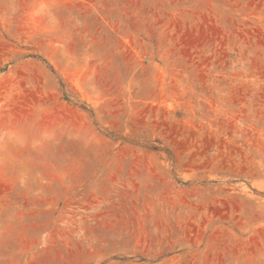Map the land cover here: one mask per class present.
Listing matches in <instances>:
<instances>
[{
  "label": "rangeland",
  "instance_id": "1",
  "mask_svg": "<svg viewBox=\"0 0 264 264\" xmlns=\"http://www.w3.org/2000/svg\"><path fill=\"white\" fill-rule=\"evenodd\" d=\"M0 264H264V0H0Z\"/></svg>",
  "mask_w": 264,
  "mask_h": 264
}]
</instances>
